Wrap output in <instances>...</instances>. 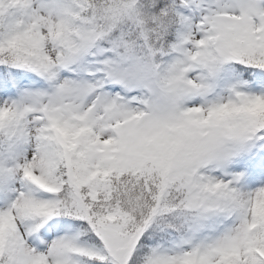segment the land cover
Instances as JSON below:
<instances>
[{"label": "snow or ice", "instance_id": "snow-or-ice-1", "mask_svg": "<svg viewBox=\"0 0 264 264\" xmlns=\"http://www.w3.org/2000/svg\"><path fill=\"white\" fill-rule=\"evenodd\" d=\"M0 264H264V0H0Z\"/></svg>", "mask_w": 264, "mask_h": 264}]
</instances>
